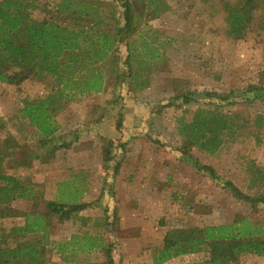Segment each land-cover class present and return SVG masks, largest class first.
<instances>
[{
	"label": "rangeland",
	"instance_id": "obj_1",
	"mask_svg": "<svg viewBox=\"0 0 264 264\" xmlns=\"http://www.w3.org/2000/svg\"><path fill=\"white\" fill-rule=\"evenodd\" d=\"M126 1L132 6L131 30L124 19ZM60 2L39 0L48 10L36 8L33 17L74 30L121 28V34L116 51L93 63L104 74V89L73 92L54 106L53 141L42 139L20 111L56 91V78L0 81V137L8 141L0 142V150L7 145L18 153L7 160L14 162L10 171L42 191L21 202L20 210L30 212L37 204L36 212L46 214L49 201L75 203L77 197L89 203L80 218L48 217L45 264L106 262L108 251L85 245L84 236H102L97 244L112 245L115 264H155L171 230L231 224L241 217L264 228V205L239 201L222 184L230 180L245 194H264V98L227 104L204 95L264 84V8L254 11L238 37L230 34L224 10L238 0H90L99 10L98 27L58 12ZM189 93L198 99L184 103L181 96ZM200 110L223 114L226 122L202 146L187 139ZM204 165L216 169L220 183L200 170ZM68 180L82 189L79 196L57 195V185ZM24 222L2 218L0 228ZM32 236L46 240L43 233ZM209 252L206 247L164 264H202ZM233 264H264V257L240 255Z\"/></svg>",
	"mask_w": 264,
	"mask_h": 264
},
{
	"label": "trees",
	"instance_id": "obj_2",
	"mask_svg": "<svg viewBox=\"0 0 264 264\" xmlns=\"http://www.w3.org/2000/svg\"><path fill=\"white\" fill-rule=\"evenodd\" d=\"M57 7L58 12L69 14L72 18H87L92 21L93 26L101 25L99 10L90 0H61ZM124 7L126 26L131 30L134 27L132 6L126 1ZM36 8L47 11L48 4H40L39 0L0 2V81L19 85L29 78H56V91L51 92L45 99L38 98L26 103L20 111L21 116L39 130L42 139L53 141V136L58 131L54 106L58 105L59 100H68L73 92L99 93L104 89V74L93 63L108 58L116 51L121 28L116 32L74 30L51 18L35 19L33 10ZM261 8H264V0H238L234 6L227 3L224 10L230 34L242 36L254 16V11ZM81 54L85 58H79ZM77 70L79 73L75 74ZM204 95L227 104L238 100L252 102L264 98V84L233 90L229 95L208 92ZM197 97L190 93L181 96L184 103L197 100ZM215 116L216 113L212 111H198L190 124L188 141L199 146L206 140L211 142L208 134L217 133L222 125L226 127L224 115ZM4 126L5 120L0 115V130ZM4 143L8 144V141ZM8 148L5 145L4 149ZM17 154L9 151L12 157ZM5 158L6 154L0 156V163ZM200 170L209 174L213 180L221 182L214 167L204 165ZM2 172L0 170V219L23 216L25 222L22 226L11 227L10 230L0 228V264H44L48 261L45 254L48 244V217L57 215L62 220L79 217V213L88 208L89 203H69L73 199L69 202L52 200L47 203L46 214L36 212L37 204L32 211L22 212L12 205L13 201L17 198L36 199L41 196L42 191L38 189L41 185L23 182ZM222 184L235 199L253 206L264 205V194L257 197L245 194L230 180L223 181ZM38 233L44 234V243L32 236ZM84 237V244L88 242L85 245L91 248L103 247L104 253L108 251L106 262L102 264H115L112 245L108 242L97 244L102 236ZM206 247L210 251L209 257L202 264H233L240 255L246 254L264 257V228L241 217L231 224L171 230L164 238L163 247L154 256V262L164 264L173 258L200 253Z\"/></svg>",
	"mask_w": 264,
	"mask_h": 264
},
{
	"label": "crops",
	"instance_id": "obj_3",
	"mask_svg": "<svg viewBox=\"0 0 264 264\" xmlns=\"http://www.w3.org/2000/svg\"><path fill=\"white\" fill-rule=\"evenodd\" d=\"M101 129V128H100ZM102 130V129H101ZM56 135H57V132L54 134V136L53 137H56ZM42 138V137H41ZM2 141L4 142L5 140H2V137H1V140H0V142L2 143ZM5 152H4V151ZM1 152H0V156L2 157L4 154H6V158H5V160L4 161H2L1 163H0V170H1V172L2 173H4V174H6V175H11V176H14V177H17L16 176V174H14V172H11L10 171V169H12L13 167H14V162H12L11 163V165H9L10 164V162H7V160H10L11 158V156L9 155V150H5L4 148H2L1 150H0ZM3 154V155H2ZM19 157V154H17V155H15L14 157H13V159L15 160V159H17ZM20 166H24L22 163H21V165H18V167H20ZM77 183V182H76ZM80 190H82L77 184H75V182L73 181V180H68V181H66V182H64V183H59V185H57V195H60L61 197L62 196H67V198H72L75 194L77 195V196H79L80 195ZM27 201H31V199L29 200V199H19V198H17L16 200H14L13 201V206L15 207V208H17V209H21L20 208V206L19 205H21L20 203L21 202H27ZM61 202V201H60ZM63 202V201H62ZM74 202V201H73ZM76 203H88V201L87 200H80V198H76ZM20 211H22V210H20ZM25 213H28V212H25ZM21 218H23L24 219V217L23 216H21ZM90 251V250H89ZM46 263V262H45ZM44 263V264H45Z\"/></svg>",
	"mask_w": 264,
	"mask_h": 264
}]
</instances>
